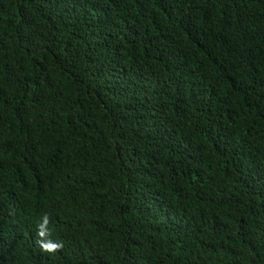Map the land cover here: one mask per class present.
I'll return each mask as SVG.
<instances>
[{"label":"trees","instance_id":"trees-1","mask_svg":"<svg viewBox=\"0 0 264 264\" xmlns=\"http://www.w3.org/2000/svg\"><path fill=\"white\" fill-rule=\"evenodd\" d=\"M0 264H264V0H0Z\"/></svg>","mask_w":264,"mask_h":264},{"label":"clouds","instance_id":"clouds-1","mask_svg":"<svg viewBox=\"0 0 264 264\" xmlns=\"http://www.w3.org/2000/svg\"><path fill=\"white\" fill-rule=\"evenodd\" d=\"M41 223L38 225V229L36 232V236L38 239L36 243L40 247L41 251L47 253H55L62 249L63 244L62 242H53L52 240L48 239L51 236V231L48 228L50 223V217L48 214H44L41 218Z\"/></svg>","mask_w":264,"mask_h":264}]
</instances>
